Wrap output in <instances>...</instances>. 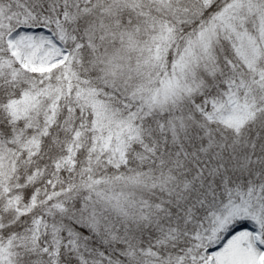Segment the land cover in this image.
Instances as JSON below:
<instances>
[{"label": "snow or ice", "instance_id": "6c2138e0", "mask_svg": "<svg viewBox=\"0 0 264 264\" xmlns=\"http://www.w3.org/2000/svg\"><path fill=\"white\" fill-rule=\"evenodd\" d=\"M0 264H264V0H0Z\"/></svg>", "mask_w": 264, "mask_h": 264}]
</instances>
